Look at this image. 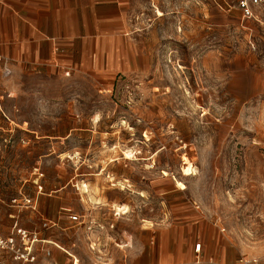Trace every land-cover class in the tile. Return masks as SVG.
<instances>
[{
    "label": "rangeland",
    "instance_id": "1",
    "mask_svg": "<svg viewBox=\"0 0 264 264\" xmlns=\"http://www.w3.org/2000/svg\"><path fill=\"white\" fill-rule=\"evenodd\" d=\"M129 2L135 68L1 72L2 234L53 239L40 264H130L166 229V264H264V29L236 0Z\"/></svg>",
    "mask_w": 264,
    "mask_h": 264
},
{
    "label": "crops",
    "instance_id": "2",
    "mask_svg": "<svg viewBox=\"0 0 264 264\" xmlns=\"http://www.w3.org/2000/svg\"><path fill=\"white\" fill-rule=\"evenodd\" d=\"M129 3V0H0V82L5 62L13 69L54 66L68 73L78 68V61L83 63L89 52H93L94 60H99L94 70L101 75L112 76L135 68L130 65L132 42L124 37L128 31ZM158 235L157 248L151 245L138 253L136 243L130 246V264H166L180 258L185 251L180 233L173 232L172 239L168 229ZM47 240L55 243L53 239ZM190 246L194 251L192 243Z\"/></svg>",
    "mask_w": 264,
    "mask_h": 264
},
{
    "label": "built area",
    "instance_id": "3",
    "mask_svg": "<svg viewBox=\"0 0 264 264\" xmlns=\"http://www.w3.org/2000/svg\"><path fill=\"white\" fill-rule=\"evenodd\" d=\"M236 8L240 11L244 19H252L258 22L264 29V0H236ZM5 76L12 73V68L5 62L3 66ZM42 189V186H39ZM30 203L31 200L27 199ZM80 216L77 214L70 215L73 222H79ZM56 225L55 222H43V228H49ZM14 233L11 236H4L0 229V251L8 250L14 253L15 258L22 264H37L40 260L38 251L41 250L43 256L50 257L52 250L48 246L51 241L43 239L39 230H29L26 228L14 226ZM201 243H197L196 251L201 249ZM39 249V250H38ZM46 264V263H44Z\"/></svg>",
    "mask_w": 264,
    "mask_h": 264
},
{
    "label": "bare ground",
    "instance_id": "4",
    "mask_svg": "<svg viewBox=\"0 0 264 264\" xmlns=\"http://www.w3.org/2000/svg\"><path fill=\"white\" fill-rule=\"evenodd\" d=\"M177 180V179H176ZM180 183V181H177V184H179ZM126 211H124L123 213H125Z\"/></svg>",
    "mask_w": 264,
    "mask_h": 264
}]
</instances>
